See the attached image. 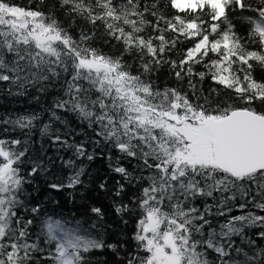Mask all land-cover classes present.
<instances>
[{"label": "snow or ice", "instance_id": "6c2138e0", "mask_svg": "<svg viewBox=\"0 0 264 264\" xmlns=\"http://www.w3.org/2000/svg\"><path fill=\"white\" fill-rule=\"evenodd\" d=\"M22 99L0 264H264V0H0Z\"/></svg>", "mask_w": 264, "mask_h": 264}, {"label": "trees", "instance_id": "16d2710c", "mask_svg": "<svg viewBox=\"0 0 264 264\" xmlns=\"http://www.w3.org/2000/svg\"><path fill=\"white\" fill-rule=\"evenodd\" d=\"M15 2L20 3V4H27L29 2V0H15ZM0 104H4L7 107H11V108H26L27 107V108H37L38 110H42L40 103H38L36 101L29 102V101H26L24 99H22L20 103H13L10 105L7 103L6 100H0ZM99 167L101 169H103V167H105L104 163L101 162ZM94 175H95V173H94ZM90 194L92 195L93 198H98L94 191L90 190ZM35 195H39L45 203H47L49 198L61 199V197L63 196V194H61V193L51 192L50 190H47V189H42L39 193H35ZM104 202L108 203V201H104ZM49 207L50 208H56L58 206L53 204V205H49ZM71 208H72V204L69 203L65 206V208L59 209V210L60 211H68Z\"/></svg>", "mask_w": 264, "mask_h": 264}]
</instances>
